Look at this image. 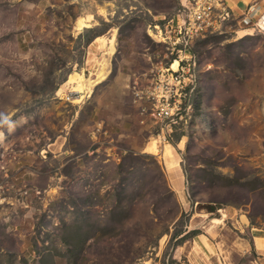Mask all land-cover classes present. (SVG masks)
<instances>
[{
	"label": "rangeland",
	"instance_id": "obj_1",
	"mask_svg": "<svg viewBox=\"0 0 264 264\" xmlns=\"http://www.w3.org/2000/svg\"><path fill=\"white\" fill-rule=\"evenodd\" d=\"M183 2L0 0V264H264V12L194 43L159 142L140 95L176 58L159 31ZM105 62L90 92L66 84Z\"/></svg>",
	"mask_w": 264,
	"mask_h": 264
},
{
	"label": "built area",
	"instance_id": "obj_2",
	"mask_svg": "<svg viewBox=\"0 0 264 264\" xmlns=\"http://www.w3.org/2000/svg\"><path fill=\"white\" fill-rule=\"evenodd\" d=\"M253 11L254 7L249 6L246 14ZM230 12L224 0H184L179 18L168 24L164 32L159 31L161 42L176 58L140 95L147 105V109L143 108L144 114L154 121L159 141H170L175 127L183 119L187 106L182 102L197 79L192 71L195 67L191 50L194 43L223 34L225 23L231 19ZM187 55L191 57L187 59ZM173 63H177L176 70L172 69Z\"/></svg>",
	"mask_w": 264,
	"mask_h": 264
},
{
	"label": "bare ground",
	"instance_id": "obj_3",
	"mask_svg": "<svg viewBox=\"0 0 264 264\" xmlns=\"http://www.w3.org/2000/svg\"><path fill=\"white\" fill-rule=\"evenodd\" d=\"M88 21L83 19V18H78L76 21V29L77 30H81L84 28L89 27L88 25ZM98 40L104 41L103 37H98ZM107 44H109V55L112 54L113 50H114V36H112L108 41ZM100 71L96 74V78L95 79H89V80H85L81 74L78 73H71L68 76V81L66 82V84H68L71 87V90L73 92H77V93H83L84 90H88L89 92L91 91V87H93L95 84L99 83L100 81H102L106 74V68L105 66H107V62H105L104 64L100 65ZM172 69L176 70L177 69V63H173L172 64ZM13 129V126H10L11 130ZM4 139V134L2 131H0V144L2 143ZM158 140L156 139H151L149 142L146 143L145 147H144V152L151 154V155H158L160 152L162 153V155L164 156V158H171L172 157V152H171V148L168 145H162L161 149L158 146ZM160 142V141H159ZM184 143V137L181 139L180 143H179V147H182ZM180 191V198L182 199L183 204L187 203L185 200V196L183 194V191L181 189H179ZM222 216L224 217L225 215L222 214ZM214 223L215 222H219V220L217 219H213L212 220ZM219 224V223H218ZM257 243H259V245L262 248V241L260 239H257ZM264 247V244H263Z\"/></svg>",
	"mask_w": 264,
	"mask_h": 264
},
{
	"label": "crops",
	"instance_id": "obj_4",
	"mask_svg": "<svg viewBox=\"0 0 264 264\" xmlns=\"http://www.w3.org/2000/svg\"><path fill=\"white\" fill-rule=\"evenodd\" d=\"M227 7L230 9L231 17H240L246 14V10L249 6L254 7V11L257 10V12H264V0H224ZM261 13V14H262ZM249 15V14H248ZM235 20V19H234ZM257 242V239H256ZM257 246L259 249H261V246L259 243H257ZM263 248V244H262ZM264 250V248H263Z\"/></svg>",
	"mask_w": 264,
	"mask_h": 264
}]
</instances>
